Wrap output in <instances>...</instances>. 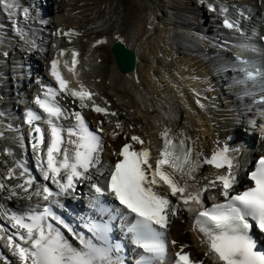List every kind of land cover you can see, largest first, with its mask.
Returning <instances> with one entry per match:
<instances>
[{"label":"bare ground","instance_id":"1","mask_svg":"<svg viewBox=\"0 0 264 264\" xmlns=\"http://www.w3.org/2000/svg\"><path fill=\"white\" fill-rule=\"evenodd\" d=\"M231 2L240 9L256 8L258 4L257 0H15L18 7L14 15L0 5V183L5 185L0 189V219L6 229L12 223L8 214L20 215L41 201L34 194L39 191L38 177L27 192L14 187L24 183L28 176H21L22 169L17 167L24 158L28 160L25 149L30 138L22 107L30 102L23 103V92L19 94L23 84L20 79L29 77V71L25 70L29 62L40 66L42 57L45 64L49 63L62 49L69 51L65 56L68 66L64 68L59 63L63 77L74 88L83 86L91 91L95 103L108 112L93 113L86 108L93 125L100 122L106 132L104 145L97 154V168L88 175L100 179L109 163L118 157L119 144L133 135H140L144 144L131 143L149 148L154 163L163 148L161 134L167 129L173 142L179 144L184 140L186 147L192 149L194 160L200 154V167L182 181L187 183L185 195L217 193L218 187L211 189L208 184L220 170L203 161L210 159L217 147H230L233 137L240 136L241 131L252 133L254 117L250 111L264 108L250 106L257 96L244 94L242 89L248 83L232 87L215 68L240 51L226 48L221 40V16ZM45 3L50 6L48 21L40 22L31 8L44 7ZM70 30L71 35L62 36ZM117 39L136 53L135 67L130 71H120L115 63L111 46ZM73 51L78 53L74 72L68 70L72 67ZM7 75L9 86L5 87ZM188 76L198 84H190ZM238 77L236 71L229 73L232 80ZM71 101L69 105L76 109L79 103ZM113 112L115 116L111 115ZM15 121L20 123L19 127H15ZM243 140L249 142L251 136ZM233 150L232 155L239 158L241 167L247 165L255 152L247 150L239 155L238 150ZM9 169H13L11 179L7 177ZM232 172L238 182L246 181L240 168L233 167ZM160 190L168 191L166 185ZM13 191L17 195H12ZM170 199L178 206L168 227L169 235L177 240L176 247L184 246L194 257L202 258L204 264H214L211 254H206L207 240L190 225L192 213L187 208L197 206L184 205L178 197ZM6 229L0 230L1 237L9 233ZM1 237L0 263L24 264L14 246ZM14 243L22 242L14 239Z\"/></svg>","mask_w":264,"mask_h":264},{"label":"snow or ice","instance_id":"2","mask_svg":"<svg viewBox=\"0 0 264 264\" xmlns=\"http://www.w3.org/2000/svg\"><path fill=\"white\" fill-rule=\"evenodd\" d=\"M0 5L10 10L9 15H14V10L18 7L15 0H0ZM224 23L229 28L234 27L227 19ZM77 56L78 53L73 51L72 67L68 68L69 71H75ZM65 66H68L67 62ZM51 75L59 87H48L44 94L45 99L36 98V103L46 114V118L29 111L27 123L33 128L31 147L37 153L44 179L57 184L60 193H66L73 188L74 180L81 177L92 179L86 174L90 167L98 163L97 154L102 145L101 137L89 130L80 112L74 113L76 124L73 127L65 129L57 123L63 111L53 102L55 97L60 93H66L78 99L82 108L88 107L85 101H92L95 112L105 115L108 112L106 108L95 103L94 94L88 89L83 86L80 90L69 88V82L58 70V61L55 59L51 62ZM111 115L115 116L116 113L113 112ZM36 121H43L48 128H42L34 123ZM116 126L120 127L119 124ZM161 135L164 140L163 148L154 163L150 162L152 157L148 148L137 150L132 143H125L118 153L122 159L115 163L110 172L107 190L97 183L92 184L98 197L109 193L114 195L119 204L127 209L124 218H127V215H134V222L127 229L132 234V242L144 252L150 253L151 258L158 260L166 255L167 248L163 239L166 233L158 230L156 226H159V229H167L170 222L169 214L172 216L177 214L178 206L173 204L170 196L178 197L184 205L190 201L201 204L199 194L186 196L187 183L182 184L185 177H190L192 172L200 167V154L197 153L194 160L192 149L186 147L184 140L178 145L174 144L168 136L167 129ZM131 140L137 144H144L141 137L136 135H133ZM227 152L228 149L224 148L203 161L217 169L227 168L226 173L217 175L208 184V187L220 188L219 195L224 197V201L199 210L189 207L187 211L195 213V226L206 238L208 247L206 254H211L214 264H264V251L257 250V242L250 234L253 229L264 233V158L259 160L255 170L249 174L252 186L233 194L236 177L232 172L233 165L226 155ZM25 173L26 168L20 175L23 176ZM178 173L180 179H177ZM12 176L13 169H9L7 177L11 179ZM32 184L33 179L29 177L24 183H18L14 187L27 192ZM164 185L168 191L160 190ZM4 188L5 185L0 183V189ZM42 193L44 200L60 194L53 193L47 186L43 187ZM34 194L39 196L41 192L36 191ZM12 195L17 193L13 191ZM25 198L31 199V196ZM52 203L57 201L52 200ZM45 215L59 220L50 209H45L44 214L29 213L26 216L10 217L14 222L12 227L23 232L16 233L22 243H14L11 235L8 236V242L18 251L24 264H28L29 260L31 264H123L119 258L113 260V247L108 239L109 222L94 224L89 229L96 239L102 242L100 245L78 237L83 245L82 249H78L68 243L59 229H54L50 223H44ZM59 223L64 224L63 220H59ZM115 251L118 252L119 248L117 247ZM175 257L174 264H203V261L193 260L183 248L175 253Z\"/></svg>","mask_w":264,"mask_h":264},{"label":"water","instance_id":"3","mask_svg":"<svg viewBox=\"0 0 264 264\" xmlns=\"http://www.w3.org/2000/svg\"><path fill=\"white\" fill-rule=\"evenodd\" d=\"M115 60L121 71H130L135 67V52L125 48L122 44L116 43L112 47Z\"/></svg>","mask_w":264,"mask_h":264},{"label":"rangeland","instance_id":"4","mask_svg":"<svg viewBox=\"0 0 264 264\" xmlns=\"http://www.w3.org/2000/svg\"><path fill=\"white\" fill-rule=\"evenodd\" d=\"M44 5H45V9L43 8V10H42V11H44V13L41 17H39V19H41V21H43V22H46V21H48V17H46V13H47L46 10H48V8H50V6L49 5L47 6L46 3Z\"/></svg>","mask_w":264,"mask_h":264}]
</instances>
